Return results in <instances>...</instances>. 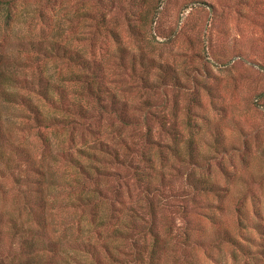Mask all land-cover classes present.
Returning <instances> with one entry per match:
<instances>
[{"label": "rangeland", "instance_id": "rangeland-1", "mask_svg": "<svg viewBox=\"0 0 264 264\" xmlns=\"http://www.w3.org/2000/svg\"><path fill=\"white\" fill-rule=\"evenodd\" d=\"M12 14L7 27L0 15L2 66L20 60V76L44 74L72 95L78 68L16 51L19 40L56 38L101 62L115 98L79 94L87 113L48 128L0 102L3 142H13L0 264L23 256L13 215L52 244L41 254L51 264H123L144 242L139 230L158 239L154 264H264V0H14ZM69 154L92 166L85 186ZM19 171L27 183H13ZM28 184L45 207H23ZM81 192L91 201L67 205ZM92 212L110 223L95 226Z\"/></svg>", "mask_w": 264, "mask_h": 264}, {"label": "trees", "instance_id": "trees-1", "mask_svg": "<svg viewBox=\"0 0 264 264\" xmlns=\"http://www.w3.org/2000/svg\"><path fill=\"white\" fill-rule=\"evenodd\" d=\"M14 0H0V15L2 17V24L7 27L9 24V20L13 19L12 7ZM18 52L35 54L37 57L42 59L56 57L63 59L68 65L74 66L79 70H72L67 74V80L73 83H77L79 85V90L77 91V87L72 91V95H70L69 91L65 89L64 86L54 83L50 77L40 74L33 78L22 77L18 74V69L15 67V63L19 65L20 60H13L7 67L1 65L2 61V53L0 52V102H5L9 105L21 106V114L30 122L39 127H54V125H64L69 124L68 113H76L85 115L88 111V108L82 103L83 101L79 98L80 95H85L89 98H98L99 93H104V95L112 94L115 98L114 93H110L107 90L106 85L100 80V77L103 73V67L99 60L95 58L86 57L81 51L77 49H73L69 47V45L63 43L59 39L53 38L49 41L44 40H30L23 41L19 40L17 42V50ZM15 67V68H12ZM34 95H37L39 99H41L42 105L43 103H48L52 106L53 115H47L46 110L41 106L39 102L33 100ZM112 104L119 103L117 100H112ZM45 107V106H44ZM57 113L61 114V117L57 116ZM1 115H0V175H4L6 170L11 168L10 161L11 156L7 152L6 148H4V143L8 146H12L13 142L7 140V142H3L4 139V129L1 125ZM79 153L83 154L85 150L81 147L78 148ZM115 157L118 156L117 150L114 151ZM68 162L73 165L76 170H78L79 174H82V186L87 184V181H92L93 178L90 175V170L92 166L90 163H84L79 158L69 154ZM84 156L86 154L84 153ZM143 158L148 160V167H152V157L148 153L143 154ZM39 166L38 163H36ZM94 167V166H93ZM79 168L83 170V173L79 171ZM41 168H39L38 173H41ZM30 178L21 171L16 174L13 173V183H21V180L24 183ZM75 180L77 178H74ZM77 181V180H76ZM78 184L81 185V181ZM40 188L34 189L35 192H39ZM23 195L20 197L23 202V207L30 208V205H33L39 200L43 207L46 205V200L41 197L30 198V186L28 184V188L26 191H23ZM84 193V194H83ZM92 194L87 192H81L74 197L73 200L69 202L70 206H83L88 201H91ZM29 214V213H28ZM91 221L96 226L99 225L100 228L105 226L107 223H110L109 215L106 214L104 216H100L99 220H96V213L92 212ZM5 213L0 210V224L4 223ZM36 219H41L45 221L44 215L37 216ZM115 219L116 216H115ZM25 219L23 217L14 216L7 220L9 225L10 232L13 235H18L21 239L22 247L20 248V253L23 255L22 259L18 262V264H51V257L48 260H43L41 254L43 251H50L52 244L43 242L38 243L35 241L34 233L30 227L25 226ZM40 221V220H39ZM41 221V222H42ZM119 219L116 221L118 222ZM98 226V229H99ZM129 228L132 229L133 225H129ZM2 230V227H0ZM100 230V229H99ZM113 231H117V227H113ZM121 236L125 235V231L119 230ZM129 232H127L128 234ZM126 234V235H127ZM141 238H143L144 242L139 244L138 241H134L135 244H139L138 249L135 251H131L129 254L124 253L125 258L130 255V258H123V264H154V261L157 258V248H158V239L154 237L151 242H145L146 238L144 236L143 231L137 233ZM125 235V236H126ZM38 239V238H37ZM38 241H41L38 239ZM24 253V254H23ZM109 255V254H108ZM113 261H117L118 258L112 256ZM77 260V259H76ZM126 260V261H125ZM133 261V262H129ZM100 263L101 261L98 260ZM66 264H74L71 261H68ZM87 264V263H84Z\"/></svg>", "mask_w": 264, "mask_h": 264}]
</instances>
